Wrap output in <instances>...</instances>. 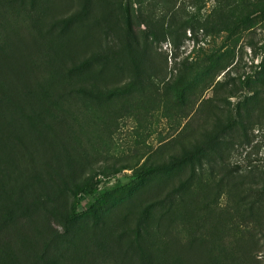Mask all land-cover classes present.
<instances>
[{"label":"rangeland","instance_id":"rangeland-1","mask_svg":"<svg viewBox=\"0 0 264 264\" xmlns=\"http://www.w3.org/2000/svg\"><path fill=\"white\" fill-rule=\"evenodd\" d=\"M0 264H264V0H0Z\"/></svg>","mask_w":264,"mask_h":264},{"label":"trees","instance_id":"trees-1","mask_svg":"<svg viewBox=\"0 0 264 264\" xmlns=\"http://www.w3.org/2000/svg\"><path fill=\"white\" fill-rule=\"evenodd\" d=\"M175 92L176 94V99L179 103H182L183 97H184V91H183V85L182 83H173L172 85H169ZM147 175V173L142 174L139 176L137 179H143ZM96 194V190L91 186L89 183L83 186H78L75 191H74V215L73 217L79 216L77 213L78 208L80 207V197L86 196V197H91Z\"/></svg>","mask_w":264,"mask_h":264}]
</instances>
